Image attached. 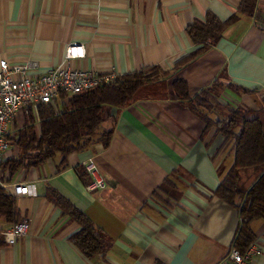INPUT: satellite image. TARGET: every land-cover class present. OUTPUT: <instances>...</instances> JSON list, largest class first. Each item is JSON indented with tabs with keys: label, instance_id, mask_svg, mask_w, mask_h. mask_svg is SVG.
<instances>
[{
	"label": "crops",
	"instance_id": "obj_1",
	"mask_svg": "<svg viewBox=\"0 0 264 264\" xmlns=\"http://www.w3.org/2000/svg\"><path fill=\"white\" fill-rule=\"evenodd\" d=\"M242 1L0 0V61L28 65L32 77L61 65L72 44L83 46L84 57L69 63L79 70L120 77L157 68L163 74L129 105L106 108L107 148L70 154L61 170L56 156L10 182L2 172L6 182L24 183L28 195L12 197L15 216L0 217V233L21 220L29 228L0 249V264H225L239 218L214 191L233 163L232 144L216 154L223 138L214 129L205 132L172 83L184 81L189 98L213 89L219 109L264 106V0L256 1L252 16L239 13ZM208 14L220 23L237 19L176 68L200 49L187 29ZM14 155L12 147L4 161ZM89 160L104 182L101 190L88 189L92 179L82 164ZM252 169L239 172L242 192L258 177ZM50 190L106 237L104 255L86 258L70 242L79 226L48 199ZM251 229L264 252V221ZM251 264H264V256Z\"/></svg>",
	"mask_w": 264,
	"mask_h": 264
},
{
	"label": "trees",
	"instance_id": "obj_2",
	"mask_svg": "<svg viewBox=\"0 0 264 264\" xmlns=\"http://www.w3.org/2000/svg\"><path fill=\"white\" fill-rule=\"evenodd\" d=\"M256 1L243 0L239 13L252 16ZM236 19L234 16L228 22L220 23L208 14L204 22H195L189 26L187 33L194 45H200V49L180 60L176 68L182 67L197 53L206 49L207 41L215 43L224 29ZM162 76L157 68H152L120 76L111 84L75 94L68 99L60 96L58 100L61 103L56 100L54 104L36 105L30 111L24 126L9 138L15 155L3 161V174L6 173L10 182L20 170L37 168L56 156L61 158L58 165V170H61L70 154L93 145L107 148L112 130L102 128L106 108L121 109L129 105L142 88ZM172 89L176 98L184 102L203 122L205 132L214 129V134L223 138L216 150L217 155L232 144L233 163L215 189L214 195L236 209L239 223L231 248L244 253L255 241L251 224L256 220L264 221V107L257 112L241 108L220 109L227 111L226 115L213 119L209 114L213 107H218L213 89L202 91L194 98H189L187 85L182 80L174 81ZM251 168H260L261 172L254 183L242 192L238 188L239 172ZM47 197L61 209L63 215L78 224L79 231L70 238V242L80 253L86 258L104 255L109 243L88 217L55 191L50 190ZM14 216V200L0 187V217L12 221ZM6 245L0 233V249Z\"/></svg>",
	"mask_w": 264,
	"mask_h": 264
},
{
	"label": "built area",
	"instance_id": "obj_3",
	"mask_svg": "<svg viewBox=\"0 0 264 264\" xmlns=\"http://www.w3.org/2000/svg\"><path fill=\"white\" fill-rule=\"evenodd\" d=\"M84 57L83 46L69 45L65 52L64 62L45 74L30 76L27 72L30 66H11L5 60L0 61V187L11 197L28 195V187L22 182L8 183L2 176L1 165L5 153L13 147L9 140L16 131L19 116L28 117L31 110L38 104H53L64 96H71L94 88L115 82L119 75L115 71L106 74L90 72L73 68L70 61ZM18 129V128H17ZM83 167L92 181L89 190H101L104 182L98 175L97 169L91 160L84 162ZM28 222L21 220L2 234L7 245H13L28 232ZM264 256L255 242L244 253L237 248H230L225 264H251L253 258Z\"/></svg>",
	"mask_w": 264,
	"mask_h": 264
},
{
	"label": "rangeland",
	"instance_id": "obj_4",
	"mask_svg": "<svg viewBox=\"0 0 264 264\" xmlns=\"http://www.w3.org/2000/svg\"><path fill=\"white\" fill-rule=\"evenodd\" d=\"M264 106H262L261 108H263ZM226 112L227 111H221L219 108H217V107H213V109H212V111H211V113L209 114V116L211 117V118H213V119H215V118H223L225 115H226ZM220 115V116H219ZM26 119H28V117L26 118V117H23V120L21 121V126L19 127L17 124H15L14 125V128H15V131L17 130V128L19 129V128H22L23 126H24V123H25V121H26ZM17 121H20V119H18ZM19 124V123H18ZM250 174H252V176L253 175H259L260 174V172H261V169L260 168H254V169H252V170H250V171H248ZM242 179H244V173H243V175H242Z\"/></svg>",
	"mask_w": 264,
	"mask_h": 264
}]
</instances>
